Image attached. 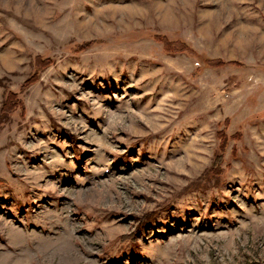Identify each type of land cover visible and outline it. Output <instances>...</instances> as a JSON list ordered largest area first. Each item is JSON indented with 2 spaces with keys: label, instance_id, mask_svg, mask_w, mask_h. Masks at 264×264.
Masks as SVG:
<instances>
[{
  "label": "rangeland",
  "instance_id": "obj_1",
  "mask_svg": "<svg viewBox=\"0 0 264 264\" xmlns=\"http://www.w3.org/2000/svg\"><path fill=\"white\" fill-rule=\"evenodd\" d=\"M10 91L0 264H264V0H0Z\"/></svg>",
  "mask_w": 264,
  "mask_h": 264
},
{
  "label": "trees",
  "instance_id": "obj_2",
  "mask_svg": "<svg viewBox=\"0 0 264 264\" xmlns=\"http://www.w3.org/2000/svg\"><path fill=\"white\" fill-rule=\"evenodd\" d=\"M161 39L168 44L166 38H164L162 36ZM90 45H91V43H85V44L81 45V47H88ZM180 47H181V45H180ZM174 48H175V45L169 47L168 50L170 51L171 49H174ZM170 52H172V51H170ZM50 64H51V60L49 58H46L43 56H37L36 60H35V69L36 70L34 71V73L29 78H27V80L24 82L23 87H27L28 85H31L32 83L37 81V79L39 78L40 70L48 67ZM23 107H24V104L21 101V99L19 98L18 93L10 91V93L6 96L4 102L1 106V109H0V122L3 121L2 120L3 117H7L9 114L16 111V109L23 108ZM226 142H227V138H226V136H223L222 144L220 146L221 151L225 149ZM223 159H224L223 158V152L220 153L216 157V162H215L214 166L212 167L213 172L215 174H221L222 169L220 167L223 163Z\"/></svg>",
  "mask_w": 264,
  "mask_h": 264
}]
</instances>
